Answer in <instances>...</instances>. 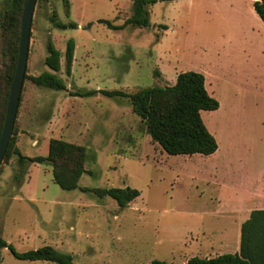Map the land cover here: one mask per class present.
Masks as SVG:
<instances>
[{
  "label": "rangeland",
  "instance_id": "374dc122",
  "mask_svg": "<svg viewBox=\"0 0 264 264\" xmlns=\"http://www.w3.org/2000/svg\"><path fill=\"white\" fill-rule=\"evenodd\" d=\"M8 1L0 0V73L12 63L1 29ZM132 3L37 0L15 148L34 158L48 155L51 139L80 145L86 148L87 172L76 190L64 191L53 182L50 165L29 163L18 181L17 156L2 162L0 237L20 253L50 246L70 254L75 264H182L188 241L179 236L205 221L215 202L206 171L217 168L227 184L264 176V61L237 45L262 41L264 29L248 15L247 5L157 0L143 28L125 25ZM54 13L77 28L57 29ZM71 39L76 48L68 76L64 53ZM49 40L62 54L57 75L64 91L38 88L30 79L49 70L44 63ZM188 71L204 72L207 90L220 98L218 110L201 113L218 143L209 157L168 155L151 141L127 99L103 93L172 86L176 74ZM88 92L94 93L76 96ZM126 187L140 196L123 209L109 197L83 191ZM0 264L53 263L20 261L3 249Z\"/></svg>",
  "mask_w": 264,
  "mask_h": 264
},
{
  "label": "trees",
  "instance_id": "16d2710c",
  "mask_svg": "<svg viewBox=\"0 0 264 264\" xmlns=\"http://www.w3.org/2000/svg\"><path fill=\"white\" fill-rule=\"evenodd\" d=\"M156 2L157 0H133V14L125 25L149 27L148 7ZM263 3L264 0L254 2V10L264 23ZM23 4L24 0H9L1 17L5 52L10 56L12 63L9 68L0 73V81L3 86V89L0 88V136L18 57ZM51 22L60 30L77 28L75 23L64 24L60 22L55 13ZM100 23L117 29L108 21L101 20ZM75 48L74 40H68L64 53L68 76L71 75ZM61 57V52L49 40L47 56L44 60L45 66L49 70L30 78L34 86L53 91L66 90L64 81L57 75L61 70ZM93 93H77L76 96H87ZM103 93L109 97L127 99L132 112L141 119L151 141L159 145L168 155L210 156L218 150L217 141L205 126L201 113L218 110L219 102L208 93L205 77L200 73L193 71L180 73L174 85L163 88H143L132 93L122 91H103ZM13 154L18 158L19 174L15 176L18 181L23 177L29 163L47 164L52 167L53 182L64 191H73L78 188L81 177L87 172L85 169L86 148L62 139L49 141L47 156L29 158L21 155L15 148L14 129L3 162L7 161ZM83 191L92 192L100 198L109 197L121 209L126 208L140 196L138 190L130 187L93 190L85 188ZM3 249L8 250L15 259L20 261L75 264L70 254L62 253L50 246L20 253L12 244L0 237V250ZM148 264L170 263L153 260ZM183 264H264V211L252 212L250 218L243 223L239 253L225 254L211 259L194 257Z\"/></svg>",
  "mask_w": 264,
  "mask_h": 264
},
{
  "label": "crops",
  "instance_id": "0c3cea01",
  "mask_svg": "<svg viewBox=\"0 0 264 264\" xmlns=\"http://www.w3.org/2000/svg\"><path fill=\"white\" fill-rule=\"evenodd\" d=\"M256 1L236 0V4L242 7L244 4L247 5L248 15L264 29V23L254 10V2ZM237 45L239 50L255 53L264 61V39L256 44L239 45L237 42ZM197 73L204 75L205 86L208 89L206 85L207 75L202 71ZM178 75L176 74V78ZM262 76L264 78V68ZM208 93L220 101L217 95L210 93V91ZM220 107L221 103H219ZM214 170V172L206 171L203 175L205 182L216 188L215 202L211 207H208L209 212L204 213L206 220L198 227H185L178 238L188 241V244L184 245V250L188 251L189 256L183 259V263L194 257L211 259L225 254L239 253L243 223L250 218L252 212L264 211V176L261 179H253L251 183L248 182V179H243L227 184L220 180L217 168ZM173 239H176V236H173Z\"/></svg>",
  "mask_w": 264,
  "mask_h": 264
},
{
  "label": "water",
  "instance_id": "95a60500",
  "mask_svg": "<svg viewBox=\"0 0 264 264\" xmlns=\"http://www.w3.org/2000/svg\"><path fill=\"white\" fill-rule=\"evenodd\" d=\"M36 3L37 0H24L23 4L18 57L8 95L5 118L3 122L2 133L0 136V166L8 149L18 114L28 60L32 19ZM262 6L264 8V3L262 4Z\"/></svg>",
  "mask_w": 264,
  "mask_h": 264
}]
</instances>
